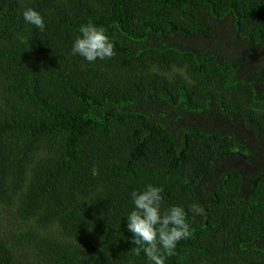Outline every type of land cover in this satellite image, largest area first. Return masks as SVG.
<instances>
[{"label":"trees","instance_id":"trees-1","mask_svg":"<svg viewBox=\"0 0 264 264\" xmlns=\"http://www.w3.org/2000/svg\"><path fill=\"white\" fill-rule=\"evenodd\" d=\"M148 184L192 229L166 264H264V0H0V264H147Z\"/></svg>","mask_w":264,"mask_h":264},{"label":"clouds","instance_id":"clouds-1","mask_svg":"<svg viewBox=\"0 0 264 264\" xmlns=\"http://www.w3.org/2000/svg\"><path fill=\"white\" fill-rule=\"evenodd\" d=\"M22 17L26 24L41 32L45 30L44 17L36 9L24 8ZM71 54L94 63L112 58L115 46L102 25L88 21L79 26L78 34L72 42ZM163 192L162 186L153 184L132 191V209L124 216L127 230L131 234L130 242L134 245L130 251L134 256L143 253L147 264H166L169 257L176 255L178 243L190 238L192 234L184 207H164ZM189 211L193 215H203L205 209L198 203H193Z\"/></svg>","mask_w":264,"mask_h":264}]
</instances>
